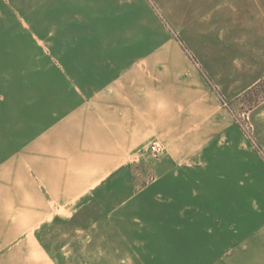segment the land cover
<instances>
[{"label": "crops", "instance_id": "crops-1", "mask_svg": "<svg viewBox=\"0 0 264 264\" xmlns=\"http://www.w3.org/2000/svg\"><path fill=\"white\" fill-rule=\"evenodd\" d=\"M172 8L0 0V264H57L41 231L63 228L90 197L110 198L102 226L129 245L131 262L145 238L181 239L189 213H205L217 233L205 243L223 245L206 264H264V159L242 144L229 155V116L172 35ZM211 44L206 54L221 56ZM155 139L166 146L162 171L136 190L127 170ZM214 149L221 156H208Z\"/></svg>", "mask_w": 264, "mask_h": 264}, {"label": "rangeland", "instance_id": "rangeland-1", "mask_svg": "<svg viewBox=\"0 0 264 264\" xmlns=\"http://www.w3.org/2000/svg\"><path fill=\"white\" fill-rule=\"evenodd\" d=\"M167 1L175 13V20L167 21L172 35L181 41L190 58L199 63L200 70L219 93L222 110L226 113L224 116H229V155H239L237 146L242 144L247 157L256 153L264 159V0ZM210 44L221 52V56L217 52V58L215 52L213 56L206 54ZM202 63H208L211 68L206 65L205 68ZM70 73L71 76H81V70L71 69ZM218 83H224V88ZM218 117L221 118L222 114ZM165 152L152 157L147 148L146 155L128 168L127 173L135 178L136 190L158 178L162 171L159 162L166 156ZM220 152V149H214L208 151V156H221ZM200 158L204 162L205 153ZM199 172L204 173L202 169ZM201 182L205 187V181ZM109 200L107 197L103 201L86 198L80 212L73 214L63 228L41 231L47 251L57 264H206L211 248L213 253L222 252V244L207 246L205 243L217 234L208 229L205 213H189L192 227L177 229L181 239L162 237L154 241L152 236L147 237L139 251L141 258L131 262L127 260L128 256H133L129 245L115 243L110 222L102 226L107 214L102 212L100 202L108 206ZM121 210L125 214L126 209ZM168 215L171 219L175 214ZM127 230L122 229V234L125 235ZM235 232H231V238L236 236ZM238 248L236 244L231 245L230 252L237 254ZM224 264H237V261L231 259Z\"/></svg>", "mask_w": 264, "mask_h": 264}, {"label": "built area", "instance_id": "built-area-1", "mask_svg": "<svg viewBox=\"0 0 264 264\" xmlns=\"http://www.w3.org/2000/svg\"><path fill=\"white\" fill-rule=\"evenodd\" d=\"M166 150L163 142L160 140H153L148 146V154L152 157H157Z\"/></svg>", "mask_w": 264, "mask_h": 264}]
</instances>
